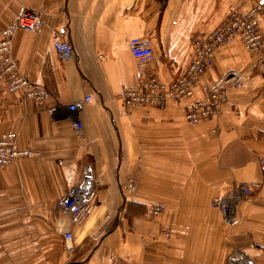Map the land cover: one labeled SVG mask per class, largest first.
<instances>
[{
	"label": "crops",
	"instance_id": "1",
	"mask_svg": "<svg viewBox=\"0 0 264 264\" xmlns=\"http://www.w3.org/2000/svg\"><path fill=\"white\" fill-rule=\"evenodd\" d=\"M255 5L264 31V0H0V30L23 9L39 14L37 28L14 33L12 55L19 71L50 93L40 107L0 83V132H15L20 147L37 152L0 168L5 222L28 214L35 230L29 238L53 239L54 246L64 224L72 250L60 251L58 264H224L240 252L264 264V44L252 53L234 39L215 52L191 99L229 70L239 72L241 85L228 87L220 113L197 125L173 100L140 107L117 97L136 82L130 38H150V71L170 82L187 67L196 35L232 8ZM56 34L70 42V58L55 52ZM88 94L81 110L68 109ZM84 175L90 213L80 221L55 217L56 199ZM248 182L252 193L230 220L209 205ZM152 204L163 210L151 216Z\"/></svg>",
	"mask_w": 264,
	"mask_h": 264
},
{
	"label": "built area",
	"instance_id": "2",
	"mask_svg": "<svg viewBox=\"0 0 264 264\" xmlns=\"http://www.w3.org/2000/svg\"><path fill=\"white\" fill-rule=\"evenodd\" d=\"M257 8V6H256ZM256 8L251 10H239L232 8L225 16L221 25L208 33L196 35L191 41V57L188 66L180 74L177 80L169 84H163L148 71V66L153 59V49L151 40L148 37H132L128 41L130 53L134 57L137 65L136 81L133 87L122 89L120 97L125 105L133 103L147 104L148 102L160 103L166 94L177 93L183 97H190L192 86L198 80L205 66L211 62L212 54L220 45L229 41L234 36H239L244 44L250 49L259 48L264 42V35L258 27L256 19ZM221 22V23H222ZM41 24L39 14L32 9H23L18 15L0 30V80L9 91L23 89L26 96L32 98L38 104H42L48 93L30 81L19 69L16 60L12 55L10 45L14 33L18 29L33 30ZM53 47L60 59L70 58L73 54L72 46L61 34H56L53 38ZM240 86L241 78L235 70L228 73V79L218 81L212 92L203 99L189 100L184 109V117L188 124H196L199 121L215 117L220 112V106L224 99L225 89L228 85ZM90 96L84 97L79 102H72L68 109L73 112L81 110L82 104L89 101ZM50 108L49 111H53ZM72 125L76 129L81 128L80 122L74 121ZM35 152L29 147H20L14 132L0 133V167H3L19 157H30ZM134 181L129 180L125 191L130 194L134 189ZM254 184L238 183L234 188H239L244 198L252 193ZM91 191V180L88 175H84L82 180L68 187L64 195L56 201V208L68 213L74 221H80L87 216L90 209L88 194ZM229 195V194H228ZM224 195V196H228ZM242 199V198H241ZM225 201L218 200V209L225 211ZM160 206L149 205L148 213L155 216L161 211ZM66 243L71 242L72 232L66 230L63 233ZM70 250L71 245H67ZM236 260H229L226 264H237Z\"/></svg>",
	"mask_w": 264,
	"mask_h": 264
},
{
	"label": "rangeland",
	"instance_id": "3",
	"mask_svg": "<svg viewBox=\"0 0 264 264\" xmlns=\"http://www.w3.org/2000/svg\"><path fill=\"white\" fill-rule=\"evenodd\" d=\"M200 122L202 121L198 123ZM198 123L189 125H197ZM8 215L9 214L0 215V222H2V224L6 223L5 227H1L3 225L0 226V264H58V255L60 251L64 255L65 251L72 250V248L69 250L67 247V245H70V242L66 243L64 238H62V242H60L59 231L57 246H54L56 244L51 241L53 239H48L49 242H45L46 244H43V241H41L39 237L30 239L29 236L35 235V230H31L33 228L29 225L30 220L27 219L28 214H11V216L14 215L15 223L10 220L5 222ZM54 216L59 217L62 221L65 219V215L62 213L58 215L56 212ZM59 227L58 229L62 230V235L66 230H70H64V224L63 226L59 225ZM41 232L42 231L39 232L40 236Z\"/></svg>",
	"mask_w": 264,
	"mask_h": 264
},
{
	"label": "bare ground",
	"instance_id": "4",
	"mask_svg": "<svg viewBox=\"0 0 264 264\" xmlns=\"http://www.w3.org/2000/svg\"><path fill=\"white\" fill-rule=\"evenodd\" d=\"M256 6L257 5H255V6H252V7H250V8H248L247 10H251L252 8H256ZM240 10V9H239ZM258 15H259V6H257V8H256V19H257V23H258V27H259V29L261 30V32L263 33V35H264V31L260 28V25H259V19H258ZM225 18V17H224ZM223 18V19H224ZM223 21V20H222ZM221 21V22H222ZM219 23L218 25H217V27L216 28H218V27H220L221 25H223V23L224 22H222V23ZM215 28V29H216ZM234 39H238L250 52H258L261 48H262V46H263V44H264V42H263V44L259 47V48H257V49H255V50H250L245 44H244V42H243V40L239 37V36H234V37H232V38H230L229 39V41L228 42H226V43H224V44H222V45H220V47H222V46H225V45H227V44H229L232 40H234ZM67 40V39H66ZM68 41V40H67ZM219 47V48H220ZM10 48H11V50H12V44L10 45ZM219 48H217L215 51H214V54H215V52L219 49ZM192 52V51H191ZM214 54H212V58H211V60L213 59V57H214ZM132 55V54H131ZM191 57V56H190ZM134 58V57H133ZM135 60V59H134ZM190 61V60H189ZM189 64V63H188ZM208 65L209 64H207L206 66H205V70H206V68L208 67ZM188 66V65H187ZM185 70V69H184ZM136 71H137V68H136ZM148 71H149V73H151V71H150V68H149V66H148ZM231 70H229V71H227L225 74H223L222 76H220L219 78H217L216 80H214L213 82H211V83H209L208 85H207V88H206V92H205V94L202 96V97H200V98H196V99H203V98H205V97H207L211 92H212V90H213V87L215 86V84L218 82V81H225V80H227L228 79V73L230 72ZM238 74H239V72L237 71V70H235ZM152 74V73H151ZM182 74V73H181ZM203 74H204V72L203 73H201L200 75H199V77H198V80L196 81V83H194V85L192 86V93H191V96L190 97H183V96H181V95H179V94H177V93H170V94H166V96L163 98V100L160 102V103H154V102H148L147 104H145V105H143V104H138V103H133V104H131V105H125L124 103H123V101H122V99L120 98V97H118V94H119V92L122 90V89H124V88H129V87H133V86H135L136 84H137V81L134 83V84H132V85H129V86H124L123 88H121V90L118 92V94H117V97H118V99H120L121 101H122V104L124 105V106H140V107H149V106H159V105H163L167 100H173V101H175V102H177V103H181V104H183V108L185 109V106H186V104L188 103V102H190L189 100L192 98V95H193V92H194V89H195V87L200 83V80H201V78H202V76H203ZM153 75V74H152ZM154 76V75H153ZM239 76H240V74H239ZM155 77V76H154ZM156 78V77H155ZM179 78V77H178ZM178 78H176V79H174V80H177ZM240 78H241V76H240ZM157 80H159L158 78H156ZM174 80H172V81H170V82H162V81H160V82H162L163 84H169V83H171V82H173ZM32 83H34V84H37L38 86H40L41 88H43L47 93H48V96H47V98L43 101V103L42 104H38L37 102H35V100L34 99H32V98H30V97H28V96H26V94L24 93V91H23V89H16V90H14V91H9L8 89H7V87H6V85L3 83V82H1V80H0V83L2 84V86H3V88L7 91V92H9V93H13V92H16V91H22V93H23V96H24V98H26V99H30V100H32L33 102H34V104H36V106H40V107H42L44 104H45V102H46V100L48 99V97L50 96V93L48 92V90L44 87V86H42L41 84H38V83H36V82H34V81H32V80H30ZM230 86H232L231 84L230 85H228L227 87H226V89H225V93H224V99H223V101H222V103L226 100V92H227V89H228V87H230ZM86 96H90V99H89V101L92 99V96L90 95V94H88V95H85L84 97H86ZM84 97H82L81 99H79V100H76L75 102H79V101H81V100H83L84 99ZM192 100V99H191ZM195 100V99H194ZM89 101H85V103L86 102H89ZM84 103V104H85ZM221 103V104H222ZM83 105V104H82ZM50 108H54L53 106L52 107H50ZM50 108H48V110L50 109ZM55 109V108H54ZM70 110V109H69ZM54 111V110H53ZM53 111H50V112H53ZM5 132H13V131H5ZM0 133H2V132H0ZM15 133V132H14ZM16 134V133H15ZM16 140H17V136H16ZM18 143V142H17ZM28 147V146H27ZM30 149H32L34 152H35V154L33 155V156H30V157H19V158H17V159H15L14 161H12L11 163H9V164H7V165H5V166H8V165H10V164H12V163H14L16 160H18V159H20V158H32V157H35L36 155H37V152L33 149V148H31V147H29ZM260 165L262 166V168H263V170H264V158H261L260 160ZM5 166H3V167H5ZM3 167H0V168H3ZM68 189V188H67ZM67 189H66V191H67ZM92 189V188H91ZM65 191V192H66ZM65 192L62 194V195H64L65 194ZM229 194V195H228ZM62 195H60L59 197H61ZM224 195H228V196H224ZM58 197V198H59ZM58 198L56 199V201L58 200ZM242 198V199H241ZM248 198V197H247ZM243 199H246V198H244V195H243V193H242V191L239 189V188H231L230 190H228L227 192H225L224 194H222V195H217V196H213L211 199H210V201H209V205L211 206V207H213V208H215V209H217V210H219L218 209V200H222V201H225L224 203V205L226 206V210L225 211H220L225 217H226V219L227 220H230L231 218H232V216H233V213H234V210H235V207H236V205H237V203L240 201V200H243ZM56 201H55V204H56ZM152 205H155V206H160L162 209H161V211L163 210V207L161 206V205H157V204H152ZM55 208H56V205H55ZM90 210H91V207H90V209H89V212H88V214L90 213ZM56 211L57 212H60V213H62L63 215H65V216H67V217H69V218H71V216L68 214V213H66V212H64V211H61V210H59V209H57L56 208ZM160 211V212H161ZM159 212V213H160ZM158 213V214H159ZM87 214V215H88ZM157 215V214H156ZM164 234H165V236H168V232L167 231H164ZM229 260H236L235 261V263H237V264H252V261H251V258L245 253V252H240V253H236V256H232V257H230V258H228L225 262H224V264H226V262L227 261H229ZM185 264V263H184Z\"/></svg>",
	"mask_w": 264,
	"mask_h": 264
}]
</instances>
